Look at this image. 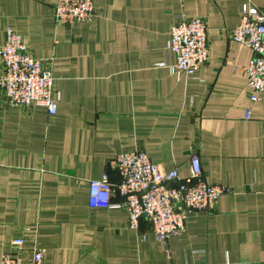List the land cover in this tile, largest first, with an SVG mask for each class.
Returning a JSON list of instances; mask_svg holds the SVG:
<instances>
[{"label":"crops","instance_id":"1","mask_svg":"<svg viewBox=\"0 0 264 264\" xmlns=\"http://www.w3.org/2000/svg\"><path fill=\"white\" fill-rule=\"evenodd\" d=\"M57 1L0 0V46L8 28L21 34L58 98L50 114L9 106L0 90V257L29 264L39 248L46 264H264V92L251 99L253 50L228 32L244 4L264 0H94V20L72 25L55 21ZM196 16L208 22V61L194 75L159 66L176 62L174 22ZM137 149L182 177L196 152L204 179L232 192L162 242L145 219L130 226L125 206L89 205L90 182L107 172L119 183L114 159Z\"/></svg>","mask_w":264,"mask_h":264},{"label":"built area","instance_id":"2","mask_svg":"<svg viewBox=\"0 0 264 264\" xmlns=\"http://www.w3.org/2000/svg\"><path fill=\"white\" fill-rule=\"evenodd\" d=\"M96 16L94 0H58L54 18L59 25L90 22ZM230 38L253 50V57L245 67L251 99L258 101L264 92V8L244 4L240 23L228 30ZM166 48L176 56L168 66L172 72L196 74L208 61V22L203 17L183 18L174 22ZM52 68L35 57L21 34L8 28L0 46V90L7 104L14 107H47L50 114L58 110L54 92ZM250 116V111L246 117ZM115 168L121 180L113 184L107 172L101 179L90 182L89 205L93 208L125 206L129 211V224L138 228L145 219L162 241L181 238L186 233L188 213L196 210H215L218 200L232 192L227 185L212 184L203 176L200 156L195 152L189 158V175L182 177L177 169L162 172L145 150L137 149L118 155ZM118 193L122 203H112ZM23 239L13 241L20 250ZM29 264H46L42 249L36 248ZM0 264H22L10 252L0 257Z\"/></svg>","mask_w":264,"mask_h":264}]
</instances>
